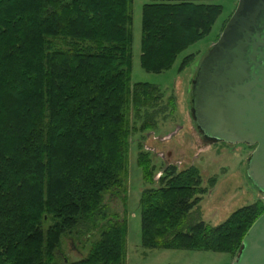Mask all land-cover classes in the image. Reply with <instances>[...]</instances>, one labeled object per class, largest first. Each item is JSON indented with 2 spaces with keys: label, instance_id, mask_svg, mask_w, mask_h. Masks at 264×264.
I'll return each mask as SVG.
<instances>
[{
  "label": "trees",
  "instance_id": "obj_1",
  "mask_svg": "<svg viewBox=\"0 0 264 264\" xmlns=\"http://www.w3.org/2000/svg\"><path fill=\"white\" fill-rule=\"evenodd\" d=\"M133 1L0 0V264H127L128 222L108 220L103 200L127 189L132 137L174 121L178 110L174 94L132 84ZM212 1L143 7L146 72L171 70L212 32L223 12ZM138 157L145 181L156 184L151 154L140 146ZM157 183L140 202L148 250L236 257L264 214L259 200L219 226L191 224L209 192L200 169L172 165ZM99 218L107 225L99 223L88 254L60 262L63 239L92 232Z\"/></svg>",
  "mask_w": 264,
  "mask_h": 264
},
{
  "label": "rangeland",
  "instance_id": "obj_2",
  "mask_svg": "<svg viewBox=\"0 0 264 264\" xmlns=\"http://www.w3.org/2000/svg\"><path fill=\"white\" fill-rule=\"evenodd\" d=\"M183 1L193 0L133 1L132 84L149 83L158 86L166 96L174 94L178 110L174 121H168L157 130L139 132L132 137L127 189L120 191L118 198L108 194L103 200V215H107L108 220L114 216L128 222L127 264H233L235 257L231 254L189 250H148L142 246L140 202L143 192L157 187V181L164 169L169 166L173 165L178 169L192 166L199 168L204 186L209 188L198 208L190 215L191 224L202 220L211 226H219L238 209L259 200L264 202L263 195L247 176L248 162L254 148L244 144L229 145L206 138L196 124L191 96L200 62L217 43L239 0L211 2L223 6L222 15L212 32L183 52L171 70L156 74L146 72L141 66L143 7L147 4H177ZM190 55L195 57L193 63L181 71L184 59ZM140 146L151 154L153 165L156 167L154 185L145 181L144 170L139 164ZM212 178H216V184L210 188L209 181ZM100 220L101 218L96 220V229H92V232L86 234V229L81 228L80 234L74 232L63 239L61 251L58 253L60 262L66 263L65 259L77 262L88 254L91 243L98 237L100 226L104 228L107 225L101 224Z\"/></svg>",
  "mask_w": 264,
  "mask_h": 264
},
{
  "label": "water",
  "instance_id": "obj_3",
  "mask_svg": "<svg viewBox=\"0 0 264 264\" xmlns=\"http://www.w3.org/2000/svg\"><path fill=\"white\" fill-rule=\"evenodd\" d=\"M203 135L254 148L247 176L264 197V0H239L217 43L200 62L191 91ZM233 264H264V214Z\"/></svg>",
  "mask_w": 264,
  "mask_h": 264
}]
</instances>
